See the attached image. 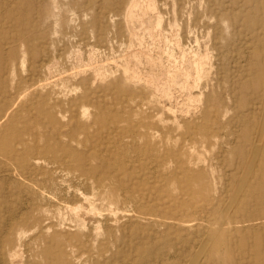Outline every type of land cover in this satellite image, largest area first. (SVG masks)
Segmentation results:
<instances>
[{"label": "rangeland", "instance_id": "rangeland-1", "mask_svg": "<svg viewBox=\"0 0 264 264\" xmlns=\"http://www.w3.org/2000/svg\"><path fill=\"white\" fill-rule=\"evenodd\" d=\"M147 1L0 0V264H264V0Z\"/></svg>", "mask_w": 264, "mask_h": 264}, {"label": "bare ground", "instance_id": "bare-ground-1", "mask_svg": "<svg viewBox=\"0 0 264 264\" xmlns=\"http://www.w3.org/2000/svg\"><path fill=\"white\" fill-rule=\"evenodd\" d=\"M151 1H152V0H151ZM151 1H147L148 4H149V6L152 5V3L150 4ZM153 2H154V1H153ZM155 3H156V2H154V4H155ZM154 7H156V6L154 5ZM148 12H150V11H148ZM138 13H139V12H138ZM146 13H147V12H146ZM154 13H155V12H154ZM146 18H147V17H146ZM136 25H137V24H136ZM141 31H142V30H141ZM172 33H173V32H172ZM168 53H169V52H168ZM168 53H167V54H168ZM195 55H196V54H195ZM195 55H194V56H195ZM145 56H146V55H145ZM171 56H172V55H171ZM187 56H188V55H187ZM189 56H190V55H189ZM169 58H171V57H169ZM195 58H196V59H195V60H196V62H195V63H196L195 68H196V67L200 66V64L203 62V59H202V58H197V56H196ZM166 59H167V58H166ZM169 61H171V59H170ZM178 61H179V60H178ZM171 62H172V61H171ZM171 62H170V63H171ZM173 62H175V61H173ZM209 63H210V62H209ZM171 65H172V64H171ZM205 65H206V64H205ZM175 68H176V67H175ZM200 68H201V67H200ZM172 69H173V68H172ZM196 69H197V68H196ZM176 70H177V69H176ZM125 72H126V71H125ZM195 72L197 73V70H196ZM198 75H199V74H198ZM198 75H197V76H198ZM181 76H182V75H181ZM77 214H78L81 218H83V219H84V217H86L87 215H89V214H87V211H86L85 209L77 210ZM87 217H88V216H87ZM87 217H86V218H87ZM215 242H217V241H215ZM16 258H17V257H16ZM18 260H19V259H18ZM17 262H18V261H17ZM16 264H17V263H16Z\"/></svg>", "mask_w": 264, "mask_h": 264}]
</instances>
